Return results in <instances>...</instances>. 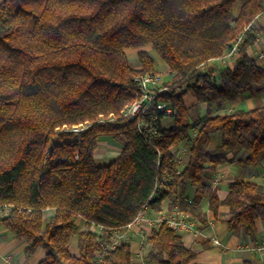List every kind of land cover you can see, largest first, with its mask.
Masks as SVG:
<instances>
[{
  "label": "trees",
  "instance_id": "trees-1",
  "mask_svg": "<svg viewBox=\"0 0 264 264\" xmlns=\"http://www.w3.org/2000/svg\"><path fill=\"white\" fill-rule=\"evenodd\" d=\"M264 0H0V223L26 243L25 254L45 251L40 264H99L113 231L133 224L144 207L160 212L188 185L194 196L180 209L195 216L209 198L215 221L257 240L264 218V186L238 179L221 201L206 177L243 151L242 167L264 160V105L203 120L178 172L176 146L191 132V94L207 112H221L264 93V69L249 54L254 21ZM243 36L235 67H217ZM154 51L183 91L164 99L177 110L174 124L159 120L161 140L149 143L134 121L119 117L138 96L137 78L155 74ZM138 51L140 69L128 52ZM90 123L78 134L64 128ZM164 124V120H163ZM221 135L212 151L213 136ZM122 144L121 155L97 166L101 140ZM169 173L171 180L165 182ZM222 206L226 218L219 217ZM48 211L54 215L45 217ZM101 228L82 231L76 219ZM78 236L79 257L70 252ZM147 264H193L196 254L165 224L146 239ZM104 264H133L131 245L106 253Z\"/></svg>",
  "mask_w": 264,
  "mask_h": 264
},
{
  "label": "crops",
  "instance_id": "crops-1",
  "mask_svg": "<svg viewBox=\"0 0 264 264\" xmlns=\"http://www.w3.org/2000/svg\"><path fill=\"white\" fill-rule=\"evenodd\" d=\"M251 29L256 31V44L250 49L249 54L254 58L258 65L264 69V17L259 16L253 23ZM150 49V48H149ZM148 49V52L151 53ZM128 54L130 65L133 69H140L138 61V51H131ZM156 54V53H155ZM157 55V54H156ZM152 56V55H151ZM158 56V55H157ZM159 57V56H158ZM160 58V57H159ZM154 59V58H153ZM160 61H155V69L159 72L157 65L161 67L163 72H168L166 64ZM217 67L229 66L235 67V62L225 63L223 60L211 62ZM264 105V93L261 95L259 101L247 98L245 100L237 101L230 104L234 110L251 111L257 105ZM193 110L204 111L207 106L197 105ZM213 110L211 113H215ZM222 112V111H221ZM202 125V124H201ZM199 126V128L201 127ZM199 130V129H198ZM219 141L215 142V137ZM221 142V135L213 136V144L211 150L213 151ZM183 143V142H182ZM179 144L173 150L175 153L179 150L180 154H184L183 145ZM113 154V155H112ZM121 155V150L118 152H111V159L109 153L95 155V163L97 166H105L116 160ZM230 163L217 166L214 170H208L206 177L212 191H215L221 201H224L229 194V186L238 179L246 182L255 183L264 186V160L260 167L253 168L251 166L242 167L239 162L245 160L243 151L238 152L236 156H231ZM176 169L182 172L186 164L174 163ZM183 196L173 195L163 201L161 211L154 212L150 209V213L155 216L158 213H173L175 210L181 211L180 200L190 201L194 196V190L189 185L185 187L184 192L181 190ZM229 210L222 206L219 210V217L221 219L228 216ZM54 215L53 211H48L45 215L47 219ZM192 219L196 223V228L192 232L180 233L183 237L184 245L195 252L196 259L193 264H264V218L257 220V240L252 242L243 232L234 233L229 230L227 223L223 221H215L213 215L209 210V198L206 197L200 204L198 211ZM76 223L81 227L82 231L90 230L96 232L98 235L102 234L99 227L88 226L81 218L76 219ZM149 237L150 230L144 227L143 230L138 226H132L127 229L128 241L131 245L133 264H147V246L143 244V235ZM216 239L220 242L219 246L213 244L212 240ZM79 238L74 237L70 241V252L73 256L79 257ZM26 243L16 238L15 234L8 231L0 223V264H40L45 258V251L39 248L32 256L25 254Z\"/></svg>",
  "mask_w": 264,
  "mask_h": 264
},
{
  "label": "built area",
  "instance_id": "built-area-1",
  "mask_svg": "<svg viewBox=\"0 0 264 264\" xmlns=\"http://www.w3.org/2000/svg\"><path fill=\"white\" fill-rule=\"evenodd\" d=\"M260 16L264 17V10ZM242 41L243 36L237 40L229 54L223 58V62L226 63L227 61L229 62L235 59ZM137 82L139 87L138 96L130 105L125 107L120 116L115 117L111 115L107 118L101 117L98 123L134 121L139 132L145 136L146 140L151 144H155L161 140L158 127L159 120L161 121L162 119L161 125L164 126L163 120H173L178 115V110L171 103L165 101L164 97L173 92H180L181 89L176 84L169 85L167 79L159 73L142 75L137 78ZM91 126L92 124L90 123L75 125L71 128H64L63 132L78 134L89 129ZM197 133L198 131H196L192 138L196 137ZM170 180L171 177L167 172L164 181L169 182ZM163 224L178 233L192 232L196 228L195 221L187 212L175 210L170 214L161 212L153 216L150 213V208L146 206L139 213L133 224L129 225L126 229L111 232L112 243L105 245L104 250L98 254L99 264H104L107 252L118 247L123 242H129L127 229L129 230L132 226H138L142 230L144 227H148L151 235L153 229L159 228ZM143 236V244H145L148 236L146 234ZM212 242L216 246L220 245V242L216 239H213ZM101 255L102 257H100Z\"/></svg>",
  "mask_w": 264,
  "mask_h": 264
},
{
  "label": "rangeland",
  "instance_id": "rangeland-1",
  "mask_svg": "<svg viewBox=\"0 0 264 264\" xmlns=\"http://www.w3.org/2000/svg\"><path fill=\"white\" fill-rule=\"evenodd\" d=\"M149 51L151 52L150 54L152 55V57L154 58L155 61H157V62L160 61L159 60L160 58L155 54L154 51H152L151 49H149ZM131 53H132L131 51L128 52V54H131ZM230 62H235V61H234V59H232ZM226 63H229V62L227 61ZM157 68L159 69V72H156V73L163 75L167 79L169 85L177 84L172 79V77L168 74V72H163L159 65H157ZM181 91H183V89ZM185 101H186L187 106L190 108V116L189 117H190V123H191V132H190L189 137L187 139H185L182 143L183 148H184V154H180L179 150L176 152L177 164L180 163L183 166L186 164L187 159H188V153H189L192 137L194 136L196 131H198L199 126L202 124L203 120L210 117V116H216L219 114H229V113H232L233 111H235L233 108H231L232 107L231 105H229L222 112H215V113H208L207 110H204V111L193 110L197 105L195 104V100L191 94L186 96ZM173 124H174V120H172V119L164 120V125L166 127L172 126ZM214 141L218 142L219 138L216 136ZM119 150H122V144L120 142H117V141L113 140L112 138H105V139L101 140V142H100L99 150L97 151V155L105 154L108 152L109 157H110L109 159H111L112 157H114V156H111V152H118ZM100 238L105 243V245L110 244V242L107 241L106 238H104L102 236H100ZM111 243H112V240H111ZM100 257H102V255Z\"/></svg>",
  "mask_w": 264,
  "mask_h": 264
}]
</instances>
